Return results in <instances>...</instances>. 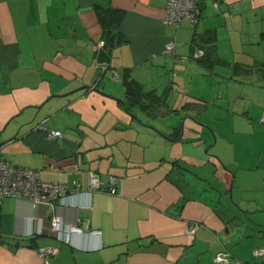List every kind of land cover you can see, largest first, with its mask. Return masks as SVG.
<instances>
[{"label": "crops", "instance_id": "0c3cea01", "mask_svg": "<svg viewBox=\"0 0 264 264\" xmlns=\"http://www.w3.org/2000/svg\"><path fill=\"white\" fill-rule=\"evenodd\" d=\"M166 2L0 0V158L76 187L2 198L0 264H264V0H200L178 28ZM99 6L123 11L115 44Z\"/></svg>", "mask_w": 264, "mask_h": 264}, {"label": "built area", "instance_id": "2783aa9c", "mask_svg": "<svg viewBox=\"0 0 264 264\" xmlns=\"http://www.w3.org/2000/svg\"><path fill=\"white\" fill-rule=\"evenodd\" d=\"M200 0H167L163 15V23L172 25L178 28L180 24L187 23L195 26L199 21L200 16ZM175 38L170 39L165 49L171 54H175ZM104 46V39H101L96 44L95 48ZM203 50L193 48L192 51L182 59L188 57L198 59L203 55ZM114 76L117 78V72ZM260 121L264 123V113H262ZM50 136L59 137L61 131L50 129L47 132ZM91 190L113 191L117 183L115 176H110L106 185H102L95 173L92 171L88 174ZM76 187H69L61 182L46 181L41 178L40 172L36 169L16 165L10 163L7 159L0 158V201L4 197L14 196L27 199L32 206H38L44 203H52L55 199L64 195L66 192L75 190ZM61 218L58 214L51 217L50 230L56 231L61 227ZM84 228H87L86 222L82 223ZM196 224H192L188 228V232L193 233ZM40 256L45 262L49 260L57 252L55 246H43L38 249ZM254 254L264 258V247H258L254 250ZM216 262H229V254L225 250H221L214 255Z\"/></svg>", "mask_w": 264, "mask_h": 264}, {"label": "trees", "instance_id": "16d2710c", "mask_svg": "<svg viewBox=\"0 0 264 264\" xmlns=\"http://www.w3.org/2000/svg\"><path fill=\"white\" fill-rule=\"evenodd\" d=\"M100 23L103 27L104 37L106 40H110L114 43H117L116 36L119 35L118 24L122 18L123 11L119 9H114L109 6H99L97 9ZM105 45V40H104Z\"/></svg>", "mask_w": 264, "mask_h": 264}]
</instances>
